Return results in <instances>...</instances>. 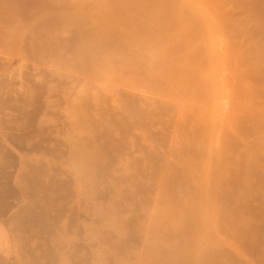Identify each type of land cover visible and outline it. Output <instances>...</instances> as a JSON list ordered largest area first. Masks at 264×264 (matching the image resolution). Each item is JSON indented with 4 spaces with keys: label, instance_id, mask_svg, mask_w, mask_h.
I'll use <instances>...</instances> for the list:
<instances>
[{
    "label": "rangeland",
    "instance_id": "obj_1",
    "mask_svg": "<svg viewBox=\"0 0 264 264\" xmlns=\"http://www.w3.org/2000/svg\"><path fill=\"white\" fill-rule=\"evenodd\" d=\"M64 1L79 0H0V64H5L0 65V264H264V133L231 135L229 144L211 147L190 142L191 128L198 124L182 94L171 99L170 93L177 90L173 87L165 88L171 91H164L166 98L151 94L149 85L140 76L133 78L120 63L117 70L102 69L103 55L107 58L103 49L89 50L100 64L86 60L84 17L78 15L81 24ZM60 11L64 15H58ZM126 89L139 106L133 116L130 109L135 106L127 108L132 116L127 122L118 114L123 108L116 101L121 93L129 96ZM139 94L169 98L170 106L177 105L176 113L173 109L154 123ZM249 100L264 111L263 92L261 97L236 99ZM99 115L111 117L112 124L124 123L123 132L110 123L111 135L101 129L105 142L100 140L98 129L104 126L98 124ZM236 119L241 120L239 115ZM136 120L143 122L136 126ZM89 125L94 134L100 133L92 134ZM81 129L99 141L94 136L91 141L86 132L88 139L86 134V141L80 139ZM70 135L80 139L72 138L73 147L80 143L79 149L93 151L98 162H89L99 171H92V178L89 172L85 179L79 172L77 176L69 156L67 162ZM118 139L124 141L119 142L121 149ZM81 140L89 146H81ZM99 142L110 158L95 150ZM202 144L210 147V154L194 149ZM179 145L186 154L177 158ZM111 146L124 154L114 155ZM150 150L156 155L142 159ZM187 154L199 169L188 166ZM205 160L210 175H205ZM100 161L104 165H97Z\"/></svg>",
    "mask_w": 264,
    "mask_h": 264
},
{
    "label": "bare ground",
    "instance_id": "obj_2",
    "mask_svg": "<svg viewBox=\"0 0 264 264\" xmlns=\"http://www.w3.org/2000/svg\"><path fill=\"white\" fill-rule=\"evenodd\" d=\"M65 3L68 4V2ZM59 5L61 6V4ZM68 5L72 9L71 13H73V15H76V17L78 15H83L84 17V31L85 37L87 38H83L84 41H82L84 42L82 46L84 48V53L82 55H85L84 58H86V60L92 62L95 61L96 65L98 63L100 64L101 61L97 62L98 58L96 59V56L93 53L94 49L97 50L96 48L103 49V51L107 54L106 59L111 60L112 57V60L114 62L112 60L111 62L109 60H106L104 58L105 55H103V64L101 63L100 66L102 67V69H110L112 67L111 70H114V68L116 67L115 70H117V67L121 64L123 65V68L125 67L123 70L127 69V72H129L133 78L140 76L142 80H144L145 83L149 85L147 87L148 89H151V94L154 93L160 95V97L163 96L166 98L167 94L164 91H166L165 88L168 87V90L173 87V89L175 88L173 91H175L176 89L179 91L177 92L176 90L175 95V92L172 94V89H170L171 91L167 90L166 92H171V99H173L172 97H181L180 93L182 94L181 98L184 101V105L186 107L191 106L192 108H194L195 111H192L194 112V124H198L196 125L197 127L191 128L192 137L190 138V142L196 143L197 145L199 143H208V145L211 144V147L214 143L217 142H224L229 144L232 139L231 135L235 137H241V134H245L250 131L264 133V120L261 121V113H263L264 111L263 109H261V105L253 100H249L244 103L236 101L237 98L252 99L261 97V92L264 93V0H79L75 1V3L70 2V4ZM68 9L69 7L67 8V10ZM63 13L64 12L60 11L58 15H64ZM78 18L79 16L76 19ZM80 19L82 20V18H79L77 21H79ZM91 46H94L95 48L91 49ZM89 50H93V53ZM104 61H106V64L104 63ZM107 61L110 63H107ZM112 62L115 64L113 65ZM109 64H112V66L110 65L109 67ZM0 65H2V63ZM103 71L104 70H102L101 72ZM126 90L128 91V89ZM160 90H162L164 94H161ZM129 91L127 93H129ZM82 92L85 93L84 90L81 91V94ZM89 94H87L89 97H93ZM117 94L119 95L120 93L118 92ZM124 94L121 93L122 96L116 97V101L117 105L123 108L121 110L125 109V113L128 114L129 110L126 111L127 108L130 109L131 106H135L134 108L139 106L137 105L136 98V105L133 104L135 102L134 100L131 101V99H133L134 97L131 98L130 93V97L128 96V94ZM139 95L141 96L142 94ZM153 95H151V97H147L150 95L141 97L146 99L148 111L147 109L145 111L152 116L153 120L155 121L154 123L157 122V117H159L158 121H161V117L163 115L169 114L171 112L173 113L174 111L176 113V110L174 109L177 106L175 105L176 103L173 104L170 102V106V104H168V102L171 101H168L169 98L167 100L165 99L166 101L163 100V97L158 100L157 96L155 95L156 99H154L155 96L153 98ZM106 96H103L102 98L109 99V97ZM140 96H138V98ZM79 97L83 98L84 96L82 95ZM81 98L79 99L80 101ZM102 98H100V100L98 101H101ZM95 99L94 103L96 104L97 101L95 102ZM103 100L102 104L104 102ZM89 103L91 104V102ZM94 103L92 102V105ZM102 104L101 106H103ZM92 105L89 106H91V108H93L92 110L95 111ZM173 105H175V107L172 108ZM134 108L130 109L133 110L130 111L132 112L130 113L131 115L133 114V112L135 114L138 113L137 108ZM102 110H99V112L101 111V114H103ZM121 110L119 111V113H117L123 116V119H125L123 121L127 122L126 120H128L131 115L128 114V116L125 114L128 117L125 118ZM145 111L144 113L143 111L140 113H143L144 115L146 114ZM182 112L183 107L179 105L177 115L180 116ZM100 115L98 117L100 118L98 120L100 123L98 124H101V126L103 125L104 127L99 128L100 130L98 129V131L101 132L102 129L103 131L105 130L107 134V131L110 132V129L112 128V123L109 122L112 120V118L109 116V119H111L109 120L107 116L104 115L103 118V115L101 117ZM238 115L241 120L236 119ZM86 117H88V114ZM118 117L117 119H119L121 123L122 118ZM89 118H91V116ZM105 118L108 121H105ZM114 119L116 120V117H114ZM95 120H97V118ZM100 120H104L103 123L107 122L110 128L108 129L109 126L105 127L107 125H104ZM12 121L11 123L15 124V122L13 123ZM87 121H85V123L88 124ZM136 121L137 126L138 121L140 120ZM96 122L97 121H94V123ZM141 122L143 121H140L139 123ZM116 123H113L112 125H117L119 127V130L121 129L120 126L124 125V123H122L121 125L119 123ZM132 123H134V121ZM87 124L85 125L87 126ZM128 125L131 126V124ZM238 126H241V129H239ZM88 129L89 128H87L86 130ZM91 129L93 130V128ZM91 129H89V132H91ZM122 129H124V127H122ZM81 130L82 133H80V139H84L82 135L86 134L87 131L83 129ZM98 131L96 130L95 134L100 133ZM94 132L95 131L93 130V132L91 133L94 134ZM87 134L89 135V137L87 136ZM87 134L86 138L88 137L90 138V140L92 139V136L95 135H92L90 133ZM109 135H111V132L109 133ZM72 136L74 135L72 134ZM72 136L70 135V139L68 138L69 141L67 140L68 143H70V145L67 143V147H71H69L68 149L66 148V150L70 152L67 155L65 154L66 157L68 158L69 156L70 160L72 161H70L68 158L67 162H74L72 164H74V168H76V170H73L72 164L71 168L74 173L75 171H77V176V173L79 172L81 173L79 174L80 177L82 176L84 178L86 176V173L88 174L89 172V175H92L90 176V178H92L93 173L91 172H95V170L97 169L98 172L99 168H94L95 166L91 165L89 161H92V163L96 164L95 162L97 161V159L95 158L93 151L91 152L92 154L89 153L91 155L90 156L83 147V149L80 147L83 150L80 153V151H78L81 150L78 146L80 143L76 144L77 149L73 147V144L71 145L72 138L73 140H75L76 136L78 135H75V137ZM101 136H103L102 132L98 135L100 140L103 139V137ZM145 136L149 137V134ZM96 137L97 135L94 136L95 139ZM99 139L96 140L99 141ZM247 139L248 137L245 136V140ZM152 140H154V138ZM119 142L121 143L122 139L118 141V144L117 142L113 143L114 145H119L117 147L120 148ZM151 143L154 142L151 141ZM81 144V146H84L83 144L85 143H83V140H81ZM97 144H94L95 150L98 151L99 149V151L103 152V155L102 153L101 155L103 156L102 158L105 159V157H107L106 155L109 152H104L100 149V142L98 145ZM188 145H190V143ZM197 145V148H195L194 145V149H198L199 151L204 149V152L206 154L211 152L209 146L208 150L207 147L206 149L204 148V144H202V146ZM106 147L107 146H104V148ZM115 147H110L112 149L111 151L114 152V155L115 152L123 151H120ZM74 148L78 151V153L77 151H73V153L71 152V150H74ZM180 148V153H176L178 154L177 158H179V154H181L182 156L183 154H186L185 149H183L181 146ZM89 149H91V147ZM177 150L179 151V148H177ZM152 151L150 150L149 153H146L144 155L145 157L143 156L142 159L147 158L146 156H148L149 159L150 157L153 158L152 156L156 155V152L154 153V151ZM181 151L183 152L181 153ZM204 152L201 153L204 154ZM65 153H67V151H65ZM65 155L63 154V156ZM97 155L100 156V153ZM109 155H111V153H109ZM109 155L107 158H110ZM190 155L192 156L191 152ZM191 156L187 154V156H184L186 157V159L184 157L182 158H184V160L188 162V166L190 165L189 163H191V165L193 164L194 167L196 164L198 165V163H196V161L195 163L190 162L193 159ZM205 156L207 157V155ZM189 157L191 160H189ZM99 158L101 160V157ZM94 159H96V161ZM104 159H102L103 162L107 161ZM98 164H101V166L104 165L102 164V162L97 163V165ZM77 165L80 166H78L77 168ZM207 165L208 163L205 164V167L209 168L210 165L209 167ZM177 167L178 165L176 166V168ZM179 167L177 168V170L179 169L178 171L182 169L181 165H179ZM189 168L193 170L192 166ZM124 169L128 170V168ZM197 169H199L198 166ZM197 169H194L195 171L193 170L195 174H197L196 172L199 171ZM191 170L190 173L192 172ZM205 171L208 172V174L204 173L205 175H210L209 171L212 172V169L209 168ZM82 173H84V175H82Z\"/></svg>",
    "mask_w": 264,
    "mask_h": 264
}]
</instances>
